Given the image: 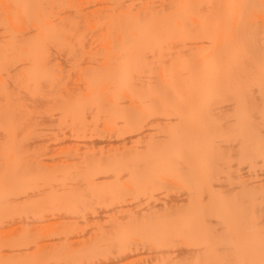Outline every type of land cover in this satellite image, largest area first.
<instances>
[{
  "label": "bare ground",
  "instance_id": "6f19581e",
  "mask_svg": "<svg viewBox=\"0 0 264 264\" xmlns=\"http://www.w3.org/2000/svg\"><path fill=\"white\" fill-rule=\"evenodd\" d=\"M263 102L264 0H0V264H264Z\"/></svg>",
  "mask_w": 264,
  "mask_h": 264
},
{
  "label": "rangeland",
  "instance_id": "374dc122",
  "mask_svg": "<svg viewBox=\"0 0 264 264\" xmlns=\"http://www.w3.org/2000/svg\"><path fill=\"white\" fill-rule=\"evenodd\" d=\"M263 103H264V102H263ZM263 103H262V104H263ZM261 106H262V105H261ZM224 108L226 109L227 107H224ZM228 109H229L228 112H230V108H227L226 110H228ZM222 110H223V112H226L224 109H222ZM262 110H263V113H262V114H263V117H262L263 120H262L261 127L263 128L262 132L264 133V107H262L261 111H262ZM228 112H227V113H228ZM263 136H264V135H263ZM57 141H60V140H43V141H40V142H38V143L35 142V146H36V148L33 147L34 145H32L33 148H32L31 145H30V146H29L30 148H28V152L31 150V151L34 153L35 150H36V153H37V154H35V155H36V157H37L39 160H43V161H45V162H46V160H47V161H50L49 159H51V157L53 158L54 156L56 157V156L58 155L59 151H56V150H62L63 147H64L63 150H65V148H67V146H68V144H69V143H66L67 141H65L64 144L66 143L67 146H66V145L63 146V145H64V144H62V143H63V142H62L63 140H61V141H60V142H61V145L58 146V145H57V143H58ZM52 142H53V143H52ZM32 144H34V143H32ZM61 146H63V147H61ZM59 147H60L61 149H59ZM31 148H32V149H35V150H32ZM29 149H30V150H29ZM96 150H97V148H96ZM230 150H231V149H230ZM230 150H229L228 152H230ZM233 150L236 152L235 149H232V151H233ZM31 151L29 152V154H32ZM98 151H99V150H98ZM232 151H231V152H232ZM56 152H57V155H56ZM99 152H100V151H99ZM231 152H230V153H231ZM235 152H232V154L235 153ZM54 153H55V154H54ZM62 153H63V152L60 151L59 154L61 155ZM97 154H98V152H97ZM60 155H58V156H60ZM62 155H63V154H62ZM27 156H28V154L26 155V157H27ZM28 157L30 158V157H32V155H29ZM47 158H48V159H47ZM56 158H58V157H56ZM232 158H233V156H232ZM232 158H231V159H232ZM38 159H37V160H38ZM54 159H55V158H54ZM233 160H234V159H233ZM231 162H232V161H231ZM231 162H230V163H231ZM228 163H229V162H228ZM228 163H227V166H226V167H227V168H230V169H232V168L234 169V167H231V166H232V165L235 166V165H234L235 162H233V164L231 163V164H232L231 166H230V165L228 166ZM262 164H264V163H262ZM260 165H261V164H260ZM260 165H259V166H260ZM235 167H236V170H235V171H236L237 173H238V171H239V173H240L241 170H238V169H237V168H239V167H238V166H235ZM258 168H259V169L257 170V171H258V174H260V172L262 173L261 175H258V177L260 176V177H261V181L264 182V180H262V178L264 179V165H263V166L261 165V169H260V167H258ZM256 169H257V167H256ZM228 170H229V169H228ZM260 170H261V171H260ZM222 171L224 172V170H222ZM229 171L231 172L232 170H229ZM235 171H232V173H236ZM259 171H260V172H259ZM220 173L222 174V172H219V174H220ZM224 173H225V172H224ZM224 173H223V174H224ZM241 173H242V172H241ZM262 176H263V177H262ZM260 177H259V179H260ZM253 178H254V177H253ZM255 179H258V178H255ZM121 180H122V181L119 180V182H121V183H120L121 186L124 185V186H123V189L120 187V184L117 183V182L110 183V184L105 185V186H103V187L99 186V188H100V189H103V190H104L103 192H106V194H107V193L110 194V192H111L112 194H113V193L115 194V193L118 191V192H119L118 195L120 196L119 199H122V200L124 199L125 202H126V205L123 206V207H121L120 210H121V209L123 210L124 208H126L125 210H127V209H128V210H132L131 208L129 209V207H131V206L128 207V205H127V203H129L128 198H130V197H129L128 194H127L128 192H126V191L124 190V187H125V185H126L127 182H126L125 180H123V179H121ZM157 186H158V187H162V186L166 187V186H168V185H166L165 183L162 182V183H159ZM125 189H126V188H125ZM177 189H178V188L176 187L175 184L171 185L170 190H169V195H167V197H168L169 199H170V198H173V197H174L173 199H175V196H176V198H178L180 195L178 196ZM172 193L175 194V195H173ZM108 194H107V196H108ZM171 195H173V196H171ZM162 196H164V195H163V194H162V195L159 194V195H156V196L153 197V198H157V200H159V198L162 197ZM102 197H103L104 199L106 198V201L109 199L108 197H106V195H105V197H104V195H103ZM180 197H181V196H180ZM153 198H152V199H153ZM122 200H121V201H122ZM162 200H163V199H162ZM102 201H103V199H102ZM114 201L117 202L118 200H114ZM121 201H118V203H120ZM103 202H105V200H104ZM103 202H102V204H100V201H99V202H96V203H98L99 205L96 204V203H95V205H90V208H91V210H92V211L90 210V211L92 212L90 215H92V216H94V215H98V216H99V215H100L99 218H98V216H94V217L96 218V219L94 218V222H92V223H91V222H90V223L88 222V223H87V225H89V224L91 225V224H92L93 226H92V225H91V226L94 228V230H95L94 225H96V224L98 225V226L96 225V228L98 227V229H100V230L102 229V231H104L105 225H106V226L108 225L107 228H109V227H110V224L113 223V221H112L110 224H108L111 220H108L109 222H107L106 218L108 219V218L110 217V218H112V219L114 220V217H115V219H116V218H117L118 220L121 219V221H122V219L126 218L125 216H127L126 214H125V216H123V215H124V214L122 215L123 212H122V211H118L119 213L122 212V213H121L122 218L119 216L120 214H118V212H116L117 210L115 211L114 206H116V205H114V204H116V203L113 202V200L111 201L113 204H109V206L107 205L108 203H107V204L105 203V205H103V204H104ZM109 202H110V200H109ZM122 202H123V201H122ZM122 202H121V203H122ZM118 203H117V204H118ZM143 203H144V202H142V203H140V204H143ZM144 204H146V203H144ZM113 205H114V206H113ZM91 206H92V207H91ZM110 206H111V207H110ZM117 206H118V205H117ZM136 206H137V207H135V208H137V209H139L140 207H141V208H142V207H143V208L146 207L145 205H144V206L139 205V203H138V205H136ZM139 206H140V207H139ZM103 207H105L106 210H104ZM109 207H110V208L113 207L114 209H113V208L110 209ZM127 207H128V208H127ZM138 207H139V208H138ZM93 208H94L95 210H93ZM99 208H100V209H99ZM102 208H103V210H102ZM259 208H263V209H260V210H262L261 213L264 215V206H263V207L260 206ZM259 208L256 209V210H259ZM97 209H98V210H97ZM133 209H134V208H133ZM101 210H102V211H101ZM109 210H110V211H109ZM125 210H124V211H125ZM128 210L125 211L124 213H126V212L129 213L130 211H128ZM135 210H136V209H135ZM135 210H134V211H135ZM90 211H88V212L90 213ZM97 211H98V214H97ZM100 211H101V212H100ZM106 211H107V212H106ZM113 211H114V213H113ZM131 212H133V210H132ZM255 212H256V211H255ZM93 213H94V214H93ZM99 213H100V214H99ZM106 213H107V214H106ZM259 213H260V211L258 212V214H259ZM261 213H260V214H261ZM101 214H102V216H103V215H104V216L102 217ZM105 214H106V215H105ZM110 214H111V215H110ZM115 214H118V215H115ZM255 214H256V213H255ZM260 214H259L258 217H259L260 219H263V216H261ZM86 215H87V214H86ZM88 215H89V214H88ZM90 215H89V216H90ZM108 215H109V216H108ZM256 215H257V214H256ZM92 216H91V217H92ZM91 217H90L89 221L91 220ZM119 217H120V218H119ZM42 218H43V217H42ZM45 218L47 219L48 217L45 216V217L43 218L44 220H43V219L38 220V218L35 219V220H37L38 222H37V221L32 222V221L34 220V219H32V218H30V220H29V218H27L28 220H27L26 218H23V219H21V220H19L18 218H14V221H13V219H11V218H8V219H6V220L3 219V220H1V221L3 222V224H0V225H1V226H0V229H1V228H3V229H10V230L12 231V233H13V231H14L15 229L18 228L19 224H20V225L23 224L22 226H24V227H25V225H28V226H26V227H27V230H28V227H29V226H31L32 224H34L35 227H34V225L31 226V228H32V227H34V228H33V229L30 228L29 231L32 230L30 233H29V231H28V234L26 235V240L29 239V237H30V238L32 239V240L29 239V240L31 241V243H33V242L35 243V242H39V239L42 238L40 241L43 240V241H45L44 243H48V242H50V241H48V239H49V240L51 239V238H49V237H50V235H49L50 231H49V230H50L51 228H53L55 225L57 226V225H60V224H55V225L53 224V226L50 225V226H49L50 228H48V225H49V224L46 225V222L48 221L49 218L47 219V221H46ZM92 218H93V217H92ZM97 218L99 219L98 221H100V223H101V222L104 223L105 220H106L107 223H105V225L102 224V223L100 224L99 222L96 221ZM100 218H101V219H100ZM256 218H257V216H256ZM50 219H52V218H50ZM54 219L57 221L56 218H53V220H54ZM10 220H12V221L9 222ZM18 220H19V221H18ZM22 220H23V222H24L25 220H26V222H27V221H30V222H29V223H28V222H27V223L24 222V223H25V224H24V223L22 222ZM55 220H54V221H55ZM39 221H40V222L42 221V223H44V222L46 221V222H45V225H46L47 228H46L45 230L47 231V229H49V230H48L49 233H48L47 236H45V238L47 237L48 239H45V238H44L45 240L43 239V236L46 235V234H44V233H46V232H44L45 230L43 229V227H42V230H43L42 232H43V234H44L43 236H41L42 233H40L41 227L39 228L40 230L38 229V230H39L38 232L33 231L34 229H36V223H40ZM43 221H44V222H43ZM54 221L49 220L48 223H50V222H54ZM114 221H117V220H114ZM14 222H15V224H14ZM21 222H22V224H21ZM0 223H1V222H0ZM4 223H5V225H4ZM11 223H12L14 226H13ZM42 223H40V225H41ZM7 224H8V225H7ZM9 224H10V225H9ZM17 224H18L17 228H13V227H16ZM29 224H31V225H29ZM2 225H4L5 227L2 226ZM102 225H103L104 227H102ZM7 226H8V227H7ZM38 226H39V225H38ZM38 226H37V227H38ZM43 226H44V224H43ZM91 226H90V228H89V226H86V225H85L84 227H85V228L88 227V229H91ZM99 226H100V228H99ZM213 226H214V225H213ZM213 226H212V227H213ZM44 227H45V226H44ZM11 228H13V229H11ZM93 228H92V229H93ZM3 229H2V231H3ZM86 229H87V228H86ZM98 229H97V230H98ZM4 231H5V232H4ZM4 231H3V234H4V233H7V232H6L7 230H4ZM11 231H10V232H11ZM16 231H18V229H17ZM105 231H106V228H105ZM105 231H104V232H105ZM219 231H220V229H219ZM221 231H225V230L222 229ZM10 232H9V233H10ZM32 232L35 233V234L37 233V235L40 234L41 238H40V237H37V238H36V235L34 234V235H32V237L34 236V237H33L34 239H33V238L31 237V235H30ZM77 232H78V230H77ZM107 232H108V230H107ZM12 233H11V234H12ZM33 233H32V234H33ZM53 233H54V232L51 231V233H50V234H51V237H52V235L55 236ZM79 233H80V232H79ZM218 233H219V232H218ZM221 233H222V232H221ZM0 234H1V232H0ZM76 234H77V233H74V234H73V235H74V236H73L74 239L76 238ZM91 234H92V233H91ZM4 235H6V234H4ZM4 235H3V236H4ZM13 235L16 236L15 232H14ZM218 235H219V234H218ZM220 235H222V234H220ZM220 235H219V236H220ZM1 236H2V234H1ZM14 236H13V237H14ZM38 236H39V235H38ZM48 236H49V237H48ZM71 236H72V234H71ZM222 236H223V235H222ZM5 237H6V236H5ZM35 238H36V239L39 238L38 241H36ZM69 238H70V236L68 237V239H69ZM70 239H72V237H71ZM29 240H27V241H29ZM72 240H73V239H72ZM30 241H29L28 243H30ZM32 241H33V242H32ZM43 241L40 242L41 245H43V244H42ZM47 241H48V242H47ZM68 241H70V240H68ZM66 242H67V241H66ZM71 242H72V241H71ZM69 243H70V242H69ZM74 243H75V241H74ZM36 244H37V243H36ZM38 245H39V243H38ZM133 250H134V249H132V251H133ZM140 250H141V249L139 248L138 250H135V252L137 253V251H138V255H141V254H142L141 251L143 252V249H142L141 251H140ZM126 252L128 253L129 251L127 250ZM133 252H134V251H133ZM133 252H131V253H133ZM135 252H134L133 256H132V254H131V256L129 255V257H128L129 259H127V258L124 259V258H123L124 261H126V264H127V262H128L127 260H129L130 262H131L132 260H135V263H137V261H138L139 264H142V263L144 262V260H145V263H146V259H145V258H146V257H145L146 254H145V255H144V254L142 255V256H143L142 259H140L141 257H139V260H140V261H139V260H137V258H136V259H135V258H132V257H134V256L136 255ZM111 254L113 255L114 252H111ZM129 254H130V253H129ZM114 255H115V254H114ZM114 255H113V256H114ZM116 256H117V255H116ZM116 256H115V257H116ZM106 257H107V256H106ZM108 257H109V258H105V257H104V259H103V258H100V260H99L97 257H96V258L94 257L96 261L93 260V261H94V262H93V261H91L92 259H91V260L88 259L89 261H91V263H88L89 261H87V262H85V263H86V264H105V263H106V264H117V263L119 262L120 264H123V262H124V261H122V260L120 261V260H118V259H116V258L113 259L112 256H110V254L108 255ZM110 257H111V258H110ZM117 258H118V257H117ZM105 259H106L107 261H106ZM108 259H110V260H108ZM130 259H131V260H130ZM101 260H102V261H101ZM111 260H113V261H111ZM117 260H118V261H117ZM136 260H137V261H136ZM103 261H104V263H103ZM115 261H117V262H115ZM92 262H93V263H92ZM121 262H122V263H121ZM133 262H134V261H132V264H133ZM31 263H32V262H30V263H28V264H31ZM57 263L60 264L59 262H57ZM83 263H84V262H80V263H76V264H83ZM119 263H118V264H119ZM135 263H134V264H135ZM145 263H143V264H145ZM52 264H56V262H54V263H52ZM62 264H66V263H65V262L63 263V262H62ZM67 264H68V263H67ZM71 264H74V263H71ZM124 264H125V262H124Z\"/></svg>",
  "mask_w": 264,
  "mask_h": 264
}]
</instances>
